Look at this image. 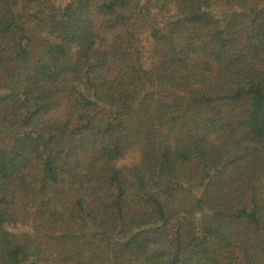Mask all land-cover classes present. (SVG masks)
<instances>
[{
    "label": "trees",
    "instance_id": "obj_1",
    "mask_svg": "<svg viewBox=\"0 0 264 264\" xmlns=\"http://www.w3.org/2000/svg\"><path fill=\"white\" fill-rule=\"evenodd\" d=\"M0 264H264V0H0Z\"/></svg>",
    "mask_w": 264,
    "mask_h": 264
},
{
    "label": "rangeland",
    "instance_id": "obj_2",
    "mask_svg": "<svg viewBox=\"0 0 264 264\" xmlns=\"http://www.w3.org/2000/svg\"><path fill=\"white\" fill-rule=\"evenodd\" d=\"M76 0H52V2L57 3V4H63L66 2H75Z\"/></svg>",
    "mask_w": 264,
    "mask_h": 264
}]
</instances>
